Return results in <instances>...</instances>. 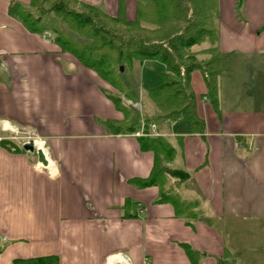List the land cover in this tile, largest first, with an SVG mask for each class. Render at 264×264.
Instances as JSON below:
<instances>
[{
    "label": "crops",
    "instance_id": "1",
    "mask_svg": "<svg viewBox=\"0 0 264 264\" xmlns=\"http://www.w3.org/2000/svg\"><path fill=\"white\" fill-rule=\"evenodd\" d=\"M30 1L0 0V264H192L183 246L200 255L195 264H264V0L238 10L218 0L217 47L227 55L219 112L200 72L190 75L203 133L181 121L156 127L175 150L168 168L189 176L178 190L196 204L189 223L153 204L156 187L128 183L149 176L153 154L133 135L106 131L122 114L95 73L8 14L11 3ZM77 1L109 16L121 1L126 20L135 19L137 0ZM143 65L154 69L142 77L149 89L162 70ZM25 138L44 141L50 165L20 148Z\"/></svg>",
    "mask_w": 264,
    "mask_h": 264
},
{
    "label": "trees",
    "instance_id": "2",
    "mask_svg": "<svg viewBox=\"0 0 264 264\" xmlns=\"http://www.w3.org/2000/svg\"><path fill=\"white\" fill-rule=\"evenodd\" d=\"M242 4L243 0H235L237 10ZM8 14L29 33L47 37L61 53L72 56L113 89L114 94L106 90L102 93L122 114V120L105 121L104 128L112 135L142 133L136 137L140 151L153 154L149 176L128 183L136 189L156 187L158 196L154 205L169 204L175 217L185 218L187 223L196 220V204L181 199L178 193L188 174L168 168L175 150L164 137H152L149 127L181 121L187 124L190 133H203V122L196 114V98L190 87L194 71L202 75L205 99L219 112V79L225 72L227 55L217 47L218 0H137L133 21L126 20L121 1L116 16L77 0H31L28 5L14 2L8 7ZM198 56L208 58L198 60ZM145 62L159 64L162 71L146 93L156 111L143 117L128 104L134 103V98L121 81L120 68L133 71L134 65ZM168 178L173 180L170 185ZM124 207L134 212L135 205L127 200ZM128 217H135V213ZM183 248L195 264L200 255L186 246ZM13 264L59 263L57 257H45L15 260Z\"/></svg>",
    "mask_w": 264,
    "mask_h": 264
},
{
    "label": "rangeland",
    "instance_id": "3",
    "mask_svg": "<svg viewBox=\"0 0 264 264\" xmlns=\"http://www.w3.org/2000/svg\"><path fill=\"white\" fill-rule=\"evenodd\" d=\"M207 58H208L207 56H198L197 57L198 60H205ZM152 67H150V65H143V67H142V66L136 64V65H134L133 71H128V69H123V71L121 72V75H120L121 81H122L123 85L125 86L126 90L129 91L130 93H132V96L134 98V103L128 102V104H130L132 106V108L140 116H143V117L144 116H151L156 111L154 105L151 103V101L147 97L146 91H147L148 87L147 86H144V87L141 86L143 84V81H142L143 75L147 74L146 73L147 71L154 70ZM148 74H149V72H148ZM155 74L156 73H154V76H155ZM155 78H156V76H155ZM106 88H107L106 89L107 92H111L114 94L113 89L110 88L108 85ZM121 99L124 100L122 95H121ZM163 124H168V123H161L160 125H163ZM152 125H150V126H152ZM160 125H158V126H160ZM153 126H154V128L149 127L150 135L153 134L152 137H155V138L159 137V136L163 137L161 134H159L157 132V129H156L157 126L156 125H153ZM137 133H139V132H137ZM139 136H142V135H139ZM34 139L38 140V141H42V140H39L36 138H34ZM34 139L25 138L23 140V142H25L27 140H29V141L34 140ZM21 141H22V138H21ZM23 144L24 143H22V145ZM20 148H22V146H20ZM48 164H49V162H48Z\"/></svg>",
    "mask_w": 264,
    "mask_h": 264
},
{
    "label": "water",
    "instance_id": "4",
    "mask_svg": "<svg viewBox=\"0 0 264 264\" xmlns=\"http://www.w3.org/2000/svg\"><path fill=\"white\" fill-rule=\"evenodd\" d=\"M123 69L120 68V72H122ZM22 150L25 152H28L30 154L35 153L36 158H37V162L43 166V167H47L48 162L44 156V153L41 150H35L34 149V142L32 140L26 142L25 144L22 145Z\"/></svg>",
    "mask_w": 264,
    "mask_h": 264
},
{
    "label": "built area",
    "instance_id": "5",
    "mask_svg": "<svg viewBox=\"0 0 264 264\" xmlns=\"http://www.w3.org/2000/svg\"><path fill=\"white\" fill-rule=\"evenodd\" d=\"M150 128H154V126L152 125V126H150ZM139 135H141L140 132L134 134L135 137H137V136H139ZM151 136H153V134H151ZM28 141H29V140H27V141H25V142H23V143L25 144V143L28 142ZM32 141L34 142V149H35V150H41V149L44 148V146H45L44 141H41L42 145L40 146V147H41V149H40L38 146H36L37 142H39V141H38V140H32ZM42 152H43V150H42Z\"/></svg>",
    "mask_w": 264,
    "mask_h": 264
},
{
    "label": "bare ground",
    "instance_id": "6",
    "mask_svg": "<svg viewBox=\"0 0 264 264\" xmlns=\"http://www.w3.org/2000/svg\"><path fill=\"white\" fill-rule=\"evenodd\" d=\"M41 145H42L41 141L37 142V144H36V146H38L40 149H41V147H40ZM42 150H43V153H44V148H42L41 151ZM44 156H45V153H44Z\"/></svg>",
    "mask_w": 264,
    "mask_h": 264
}]
</instances>
